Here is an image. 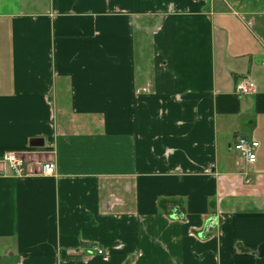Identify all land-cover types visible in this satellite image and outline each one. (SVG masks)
<instances>
[{
    "label": "crops",
    "instance_id": "0c3cea01",
    "mask_svg": "<svg viewBox=\"0 0 264 264\" xmlns=\"http://www.w3.org/2000/svg\"><path fill=\"white\" fill-rule=\"evenodd\" d=\"M1 151L0 264H264V0H0Z\"/></svg>",
    "mask_w": 264,
    "mask_h": 264
},
{
    "label": "built area",
    "instance_id": "2783aa9c",
    "mask_svg": "<svg viewBox=\"0 0 264 264\" xmlns=\"http://www.w3.org/2000/svg\"><path fill=\"white\" fill-rule=\"evenodd\" d=\"M254 84L248 80L240 81L236 86V95H250L254 91ZM260 144L257 141L247 138H240L234 145V150L242 158L248 167L255 165L257 161V150ZM9 168L16 177L27 175V161L22 153H12L6 158ZM56 172L54 164H45L41 167L43 175H53ZM102 254V252H99Z\"/></svg>",
    "mask_w": 264,
    "mask_h": 264
},
{
    "label": "trees",
    "instance_id": "16d2710c",
    "mask_svg": "<svg viewBox=\"0 0 264 264\" xmlns=\"http://www.w3.org/2000/svg\"><path fill=\"white\" fill-rule=\"evenodd\" d=\"M4 153H5V151H1V152H0V158L3 157Z\"/></svg>",
    "mask_w": 264,
    "mask_h": 264
}]
</instances>
